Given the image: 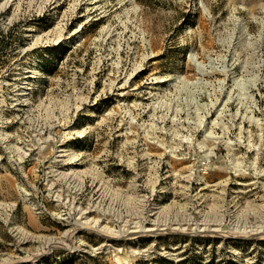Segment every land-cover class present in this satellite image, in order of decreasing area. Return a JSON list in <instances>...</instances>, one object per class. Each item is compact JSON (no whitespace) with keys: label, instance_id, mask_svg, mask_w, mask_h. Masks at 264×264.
<instances>
[{"label":"rangeland","instance_id":"1","mask_svg":"<svg viewBox=\"0 0 264 264\" xmlns=\"http://www.w3.org/2000/svg\"><path fill=\"white\" fill-rule=\"evenodd\" d=\"M0 264H264V0H0Z\"/></svg>","mask_w":264,"mask_h":264},{"label":"bare ground","instance_id":"2","mask_svg":"<svg viewBox=\"0 0 264 264\" xmlns=\"http://www.w3.org/2000/svg\"><path fill=\"white\" fill-rule=\"evenodd\" d=\"M20 99V98H19ZM24 101H25V99H24ZM59 157H63V156H65V155H58ZM62 159V158H61ZM88 217V216H87ZM87 217H84V218H86L85 219V221H84V224L86 225V224H88V225H90L92 228H98V233H100V234H102L103 236H105L106 238H108V239H115V238H120V237H122V236H124V235H122V234H116V233H114V231L111 229V228H108V227H106V226H101L100 224H99V220H93V218L92 219H89V218H87ZM79 222V221H78ZM154 225V227H147V226H144V225H142L140 228H138V230L136 231V230H132V231H130V232H128V234H152V233H155L157 230H159V228H160V226H159V224L157 225H155V223L153 224ZM204 227V226H203ZM115 236H118V237H115ZM131 236V235H130ZM51 243L50 244H53V243H60V242H58V241H50Z\"/></svg>","mask_w":264,"mask_h":264},{"label":"built area","instance_id":"3","mask_svg":"<svg viewBox=\"0 0 264 264\" xmlns=\"http://www.w3.org/2000/svg\"><path fill=\"white\" fill-rule=\"evenodd\" d=\"M42 211L45 212V213H48V214L50 213V211L47 209L46 206H43L42 207Z\"/></svg>","mask_w":264,"mask_h":264},{"label":"trees","instance_id":"4","mask_svg":"<svg viewBox=\"0 0 264 264\" xmlns=\"http://www.w3.org/2000/svg\"><path fill=\"white\" fill-rule=\"evenodd\" d=\"M162 259V258H161ZM186 260V259H185Z\"/></svg>","mask_w":264,"mask_h":264}]
</instances>
